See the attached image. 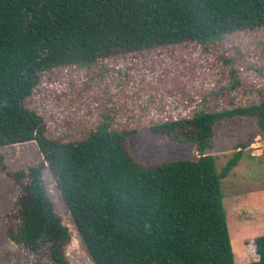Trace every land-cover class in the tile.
<instances>
[{
	"label": "trees",
	"instance_id": "1",
	"mask_svg": "<svg viewBox=\"0 0 264 264\" xmlns=\"http://www.w3.org/2000/svg\"><path fill=\"white\" fill-rule=\"evenodd\" d=\"M260 28L264 0H0V147L33 141L42 156L11 174L0 155L18 190L3 229L26 253L24 264H71L44 169L93 264H238L221 181L243 153L219 170L210 153L215 127L234 117L254 119L264 137V100L151 126L161 140L194 144L198 155L152 164L130 153L134 129L106 123L78 139L48 137L27 101L57 68ZM252 242L255 258L242 264H264V235Z\"/></svg>",
	"mask_w": 264,
	"mask_h": 264
},
{
	"label": "rangeland",
	"instance_id": "2",
	"mask_svg": "<svg viewBox=\"0 0 264 264\" xmlns=\"http://www.w3.org/2000/svg\"><path fill=\"white\" fill-rule=\"evenodd\" d=\"M264 100V28L236 32L200 44H180L117 56L42 74L28 99L45 120L48 137H83L103 124L134 129L129 151L140 162L196 160L195 145L164 141L150 127ZM243 144V145H241ZM242 158L221 181L223 207L235 263L251 262L253 239L264 235V137L252 118L234 117L215 127L211 155L219 170L233 154ZM9 173L42 162L35 142L0 147ZM43 180L55 212L70 236L71 264H93L47 169ZM18 190L0 170V264H24L26 253L4 233L3 217Z\"/></svg>",
	"mask_w": 264,
	"mask_h": 264
}]
</instances>
